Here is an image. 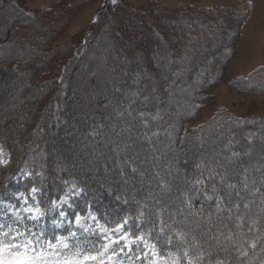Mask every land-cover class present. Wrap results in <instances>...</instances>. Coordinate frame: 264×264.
Wrapping results in <instances>:
<instances>
[{"label": "rangeland", "instance_id": "1", "mask_svg": "<svg viewBox=\"0 0 264 264\" xmlns=\"http://www.w3.org/2000/svg\"><path fill=\"white\" fill-rule=\"evenodd\" d=\"M59 1L8 0L0 6V69L38 71L0 87V142L12 161L17 153L27 160L44 156L52 183L78 180L94 202L105 193L131 213L141 208L144 222L156 219L159 234L163 223L168 237H175L173 230L200 237L199 214L215 216L216 201L194 191L197 178L207 177L195 165L217 160L225 164V157L237 152L228 165L229 182L241 180L244 168L257 184L264 177V0H117L115 5L111 0H80L75 9L54 17L53 26L37 28L36 18L44 17L39 12ZM153 11H162L157 22L147 18ZM137 12L144 16L138 24L133 20ZM210 17L221 21L214 23ZM24 26L33 28L24 32ZM84 36L88 42L92 38L88 53L80 57L81 67L74 59L63 72L71 45H79ZM159 36L163 41L156 40ZM127 40L129 50L124 49ZM68 101L69 107L64 105ZM140 113L146 114L143 120ZM0 160H8L1 148ZM262 200L257 194L253 215L264 209ZM29 202L35 203L30 196ZM68 211L71 217L72 209ZM57 218L50 205L41 222L45 247L62 235L73 253L76 245L82 246L81 260L103 251L99 230L84 232L74 217L71 224L65 220L56 228ZM16 219L13 214L6 223ZM100 223L109 226L102 219ZM81 224L95 228L90 218ZM259 224L249 239L264 233V215ZM74 230L75 238L70 235ZM123 243L110 244L109 255ZM138 251L147 249L143 244L133 252L125 249L105 264H172L177 256L180 264H187L183 255L174 253H160L161 259L149 252L147 259H136ZM247 251L245 264H264V243ZM10 258L7 252L0 257Z\"/></svg>", "mask_w": 264, "mask_h": 264}, {"label": "snow or ice", "instance_id": "2", "mask_svg": "<svg viewBox=\"0 0 264 264\" xmlns=\"http://www.w3.org/2000/svg\"><path fill=\"white\" fill-rule=\"evenodd\" d=\"M111 2L115 5L117 0H111ZM139 115L143 120L146 114L140 113ZM144 127H148L147 121L144 122ZM152 135L155 136L157 133L154 132ZM239 155L240 153L233 152L231 157H225L228 161L225 164L217 160L215 163L210 161L207 164L201 162L195 165L197 169L203 170L201 177L204 176L205 172L207 177L206 179L197 178L193 184L194 191L197 193L202 192L208 201L215 199L216 206L215 216L212 213L205 216L203 211L199 214L200 219L197 221V225L202 229L200 237L190 232L178 230H173L175 237H168L169 244L175 238L181 245H184L183 259L187 261V264H227V261L233 258V254L236 264H245L244 258L249 256L247 248L256 249L258 244L264 243V233L252 236L249 239L251 233L259 230V221L261 216L264 215V209L261 208H257L255 215L252 212L257 194L264 197V190H262L264 189V177L261 178L262 182L257 184L255 178L249 179V170L244 168L241 180L235 183L229 182L228 165L232 163L234 157ZM6 163L7 161L0 160V165ZM117 164H120L119 160H117ZM219 168H223V171H217ZM132 172H137V168L132 167ZM121 175H126L123 167H121ZM209 184L211 185L210 191ZM201 185L202 188L198 187ZM163 187H166V185L162 184ZM39 192L40 189L36 186H33L30 190V198L35 201L34 204L29 202V196L25 193L16 194V204L7 207L0 204V237H3L0 239V257L6 252L12 257L10 259H0V264H84V261L88 260L105 264V259L111 261L114 256L119 257L123 254L125 249L128 252L136 251L141 244L144 245L147 251H138L136 259H140L141 255L147 259L149 252L154 258L160 255L161 259H164L157 252L156 243L149 239L152 229H148L146 232L142 227L143 221L140 224L128 226L129 221L124 218L115 228H112L100 223V219L91 204L86 205V213L76 211L72 199L79 198L84 189L80 188L75 181L71 182V186L67 188L63 196L51 200L52 210L58 212V218L53 220V226L59 228L65 220H68L71 224L72 217H74L75 222L83 227L84 232L96 234V230H99L100 238L105 241L101 245L103 251H97L95 255L85 254L83 260H81L79 257L83 249L77 248L73 253L69 248L67 238L62 235L55 236V242L49 240L47 247H45L47 237L41 222L46 216V211L41 207L42 202L38 196ZM187 200L190 204L192 197L188 196ZM261 203H264V200ZM65 205H67V208ZM68 209H72L71 217ZM21 212L25 215H19ZM13 214L17 215V219L13 221V224L6 223L7 220H12ZM143 215L144 213L141 210L140 217H143ZM192 215L195 216L196 213L192 212ZM89 218L95 228L92 225L85 226L81 224L82 220L87 221ZM28 221L32 223L29 224ZM164 226L162 223L161 231H163ZM166 227L171 228V225L168 224ZM70 235L74 238L77 237V231H72ZM119 241H124V243L119 246L118 250L111 248V254L109 255L110 244H117ZM133 243L136 244V249L132 247ZM9 249L12 251L9 252ZM64 249H68V252H64ZM220 251H223L225 256L221 257L219 255ZM169 256H172V254L169 253ZM151 264H155V260ZM172 264H180V257H173Z\"/></svg>", "mask_w": 264, "mask_h": 264}, {"label": "trees", "instance_id": "3", "mask_svg": "<svg viewBox=\"0 0 264 264\" xmlns=\"http://www.w3.org/2000/svg\"><path fill=\"white\" fill-rule=\"evenodd\" d=\"M7 1L8 0H0V6H4L7 3ZM66 1L65 0L59 1L53 4L52 6L48 7L47 9L41 10L39 13L44 15V17H40L41 16L40 15L38 18H36L37 28H39L40 30H43V29H46L49 25L53 26L52 20L54 19V17H57L61 13L75 9L76 2L80 0H66ZM111 9H114V7H112ZM159 13H162V11ZM159 13H157V11L151 12L150 15H148L147 17L149 18L148 20L149 21L154 20L155 22H157L156 18L158 19L160 18ZM24 14H25V17L29 18V15H30L29 13H24ZM142 16L143 15L139 14L138 12L134 14V18L138 17L135 19L133 18L134 22L137 21L136 22L137 24L138 22L140 23V20H141L140 17ZM211 20L215 23L218 20L221 21V18L214 17V18H211ZM95 21L96 19L94 20V22ZM49 22H51V24ZM154 23L152 22V24ZM26 27L27 29H24ZM28 27L29 26H24L23 28L24 32L29 31L33 28V27H30V28ZM150 27L152 26L150 25ZM152 29L154 28L152 27ZM98 32L99 30L97 31V33ZM95 35L97 36V34ZM159 37L156 38V40L160 41L162 39L161 37L160 38ZM91 38L88 42L86 36H84L82 39H80L79 45L78 44L71 45L70 48L72 49V53L70 52V55H68V57L66 58V61L68 64L62 68L63 72H64V69L72 62V60L78 59L80 61L81 60L80 57L83 58V55H86L88 53L87 47H89ZM161 41H163V39ZM124 44H125L124 45L125 50L126 49L129 50V48H131L129 47L131 46V43L128 40ZM61 49L66 50L68 48H61ZM80 65H81V61L79 62L77 68H80L81 67ZM30 72L31 74H33V76H36L38 73L36 69H33L32 71H30L29 67H24V69L21 70V72L19 73L15 72L14 69H10V67H6L4 68V70L0 69V87H7L11 84V82H13L17 78V76L26 75V74L29 75ZM73 72L74 70H72V73ZM61 80H62V77L58 78V83H60ZM66 81H67L66 84H68L69 81H72L71 77L66 79ZM69 103L70 102L68 101L66 104L64 103V105L69 107L70 106ZM44 114L46 115L47 111H45ZM97 114H98V108H97ZM82 117L84 118V116ZM89 118L91 120L92 115H90ZM0 148L4 150L8 156L7 163L0 165V202L3 201L9 204H16L15 198H16L17 193H25V195L30 196L31 188L33 186H36L38 189H40L38 196L40 197L41 202H42L41 207L46 211V209L51 205V200L53 198L58 199L59 197L63 196L67 188L71 186V182L75 181L76 184L80 186V188L84 189V192L81 194L79 198L72 199V203L75 205L76 211L85 212L87 211L86 205L91 204L92 208L94 209L95 213L98 215L99 219H102L104 223H106L107 225L111 227L119 224L124 218L128 219L129 221L128 226H132L134 224H140L141 221H143L142 227L145 229L146 232L148 231V229H152L149 235V239L156 243L157 248L158 250H160V253L162 255H169V253L171 254L174 253V255L175 254L183 255L184 245H178L180 243H178V241L175 238L172 240L171 244H169V242L167 241L168 236L165 234L167 231L165 232L161 231V233L159 234L158 229H156L157 227L155 224L156 219L153 217L151 219V222H148V223L146 221L144 222V215L143 217H140L141 208L139 209L137 208L138 212H135L136 214L131 213L128 211L130 210L129 207H126L125 204L123 205L121 202L120 204L116 203L114 198L107 196V194L105 193L101 195L100 201L94 202V198L91 195H89V193L87 194L85 187L82 186V184L78 180L67 179V180L62 181V180L56 179L55 183L50 182L49 177L51 174H49L50 171L47 170L46 159L44 156L36 160H27L26 158L22 157L23 156L22 154L19 155L17 153L16 158L14 159V161H12V154L10 150L7 147H5V145L2 142H0ZM21 150H24V149L22 148ZM180 168L185 173L186 168L184 166ZM204 176L206 177L207 173H205ZM66 182H68L67 185H66ZM101 209L106 210L108 215L103 216ZM71 212L72 211H70V213ZM157 237H159V239H157ZM77 248H82V246L76 245L73 248L74 251H76ZM232 261L233 259H230L227 261V263L231 264Z\"/></svg>", "mask_w": 264, "mask_h": 264}]
</instances>
